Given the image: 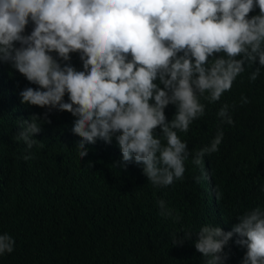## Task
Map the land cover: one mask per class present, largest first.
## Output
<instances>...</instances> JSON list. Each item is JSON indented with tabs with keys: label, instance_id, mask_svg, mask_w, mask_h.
Instances as JSON below:
<instances>
[{
	"label": "clouds",
	"instance_id": "clouds-1",
	"mask_svg": "<svg viewBox=\"0 0 264 264\" xmlns=\"http://www.w3.org/2000/svg\"><path fill=\"white\" fill-rule=\"evenodd\" d=\"M254 8L259 14L248 16ZM73 50H79V68L68 62ZM245 61L258 64L249 77L255 80L264 67V0H0V62L37 85L18 93L21 103L69 110L71 130L81 137L79 157L98 138H114L121 161L140 164L155 186L171 185L185 173L190 150L174 129L187 132L203 114L198 94L208 91L219 100L245 71ZM169 104L176 107L171 120L164 111ZM218 116L233 122L227 105ZM32 117L19 132L26 149L40 131L39 118ZM157 126L166 145L154 135ZM222 138L219 130L192 163L200 165ZM158 207L171 215L163 200ZM236 219L230 231L209 224L196 233L194 247L207 264H226L224 249L234 234L246 249L241 264H264V207ZM191 235L186 231L173 243ZM14 243L0 234V255L11 253Z\"/></svg>",
	"mask_w": 264,
	"mask_h": 264
},
{
	"label": "trees",
	"instance_id": "trees-1",
	"mask_svg": "<svg viewBox=\"0 0 264 264\" xmlns=\"http://www.w3.org/2000/svg\"><path fill=\"white\" fill-rule=\"evenodd\" d=\"M255 14L258 8L248 16ZM31 29L29 22L25 34ZM68 62L81 67L79 50ZM257 66L245 61V71L219 100L212 101L208 91L198 94L203 114L187 132L174 129L190 150L185 173L171 185L155 186L140 164L121 161L114 138H98L79 157L75 146L81 137L70 127L74 115L21 103L18 93L37 85L0 62V234L15 241L0 264H207L194 247L200 227L230 231L237 216L264 207V67L255 80L249 78ZM63 99H69L67 92ZM225 105L231 124L218 116ZM164 111L167 120L174 119L175 105ZM32 116L39 118L40 131L26 149L19 132ZM219 130L217 150L193 164ZM153 131L166 145L159 126ZM159 200L171 215L161 214ZM186 231L191 237L174 244ZM237 238L224 249L226 264H241L246 249Z\"/></svg>",
	"mask_w": 264,
	"mask_h": 264
}]
</instances>
